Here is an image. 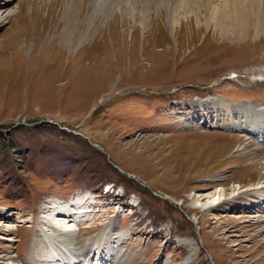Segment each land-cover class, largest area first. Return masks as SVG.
Returning a JSON list of instances; mask_svg holds the SVG:
<instances>
[{
    "label": "rangeland",
    "instance_id": "1",
    "mask_svg": "<svg viewBox=\"0 0 264 264\" xmlns=\"http://www.w3.org/2000/svg\"><path fill=\"white\" fill-rule=\"evenodd\" d=\"M184 2L0 0V258H75L37 211L85 193L81 264H264V25Z\"/></svg>",
    "mask_w": 264,
    "mask_h": 264
},
{
    "label": "bare ground",
    "instance_id": "2",
    "mask_svg": "<svg viewBox=\"0 0 264 264\" xmlns=\"http://www.w3.org/2000/svg\"><path fill=\"white\" fill-rule=\"evenodd\" d=\"M181 1V0H180ZM188 3L184 4V8H188L191 5L195 10H201V4L204 0H183ZM209 20L215 24L219 33L222 36H227L231 39H238L246 35L250 30L258 33L264 25V0H220L219 5L213 3L214 0H205ZM209 2V3H208ZM206 9V10H207ZM190 11V9H189ZM192 12V11H191ZM254 33V34H255ZM241 128V127H240ZM241 132L246 131L240 129ZM253 134L258 135L259 132ZM264 165L261 163L260 166ZM111 186L110 188H112ZM223 190V189H222ZM219 191L211 195V201L215 202L219 198ZM72 200H61L57 198H48V201L44 207L40 209L42 213L46 210L45 215L41 216L43 221H48V232L51 230L53 240L58 243L61 248L67 250L70 254H73L75 258L70 261L64 259H54V264H81L80 255H85L88 251L87 247L82 248L80 238L76 234V230H79V226L88 223L93 218H99L92 215H88L91 202L86 195L76 194ZM217 203V202H216ZM50 206V207H49ZM250 207H244L243 210ZM91 211V210H90ZM0 211V218H4L6 215ZM40 213L39 216L42 214ZM53 222V225L50 223ZM79 234V233H78ZM64 249H62L64 251ZM193 258V254H189L185 259L186 262H190ZM1 264H13L12 258L6 257L0 258ZM85 261L86 258L84 257Z\"/></svg>",
    "mask_w": 264,
    "mask_h": 264
}]
</instances>
